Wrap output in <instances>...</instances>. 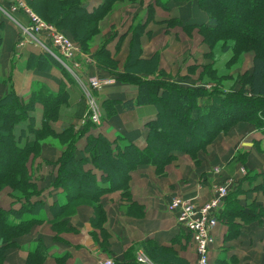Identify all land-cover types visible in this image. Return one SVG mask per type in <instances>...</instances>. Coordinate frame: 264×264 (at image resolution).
Masks as SVG:
<instances>
[{
	"label": "crops",
	"instance_id": "obj_1",
	"mask_svg": "<svg viewBox=\"0 0 264 264\" xmlns=\"http://www.w3.org/2000/svg\"><path fill=\"white\" fill-rule=\"evenodd\" d=\"M23 1L26 4L30 0ZM101 2L102 0H82V7L92 12ZM148 8L153 12L140 38V58L149 60L158 55V70L169 81L176 82L185 77L188 81L190 79L187 77L199 76L201 67H197L193 73L190 68L207 63L203 55L208 52V48L198 28L189 26L205 22L206 17L193 3L177 2L165 6L156 4V0L121 3L101 22V32L92 41L89 51H81L76 56L79 63L76 74L64 68L49 53L64 68L67 74L64 75L57 65L39 66L36 60L31 59V56H38L46 51L31 37L22 34V27L29 25L27 16L21 11L9 12L7 1L0 0V23H3L0 98L9 88L24 101L30 98L37 85L44 86L53 93L64 91L65 99L60 107L59 117L51 126L57 133L70 126L75 133H79L83 130L87 117L83 83H87L92 77L112 78V84L94 93L100 106V121L78 139L76 154L79 158L85 152L87 138L96 136L114 143L113 148L116 145L122 148L128 143L143 148L145 124L156 118L155 106L146 104L123 109L122 103L136 98L138 87L116 81L107 70L99 67L95 53L101 43L105 42L109 57L116 62L115 71L122 72L131 41L130 27L137 20L146 22ZM173 20L176 22L170 24ZM37 36L43 45L57 54L47 38ZM249 64L248 69L251 68L252 59ZM156 75L157 73L154 76ZM104 101L117 103L113 106V114L106 119ZM41 115L42 107L38 104L34 113L36 125L40 124ZM263 141L261 131L254 129L249 123L240 122L200 151L196 160L187 154H178L165 166L163 174H158L153 165L138 166L130 173L128 196H124L121 191H112L100 197L105 216L103 235L93 225V207L85 200L74 202L66 215L52 224L48 208L56 201H65V198L61 188L52 186L58 168L55 162L61 155L62 147L56 139L48 138L42 144L41 156L29 163L33 179L40 190L39 197H34L31 201L41 200L46 204L47 221L18 239V248L9 250L6 263L25 264L29 248L39 240L48 249L43 264H100L106 260L114 262L122 259L133 246L147 241L173 249L188 264H197L190 237L178 226L176 216L168 210L169 202L174 197H181L192 200L196 205H203L215 195L217 187L226 184L229 189L245 176L263 174ZM83 168L91 171L100 182L101 171L91 163ZM262 183V177L259 176L241 183L243 193L240 196V206L244 216L234 219L233 230L236 229L238 233L231 237H228L229 224L222 216V202L217 215L218 224L212 232L214 242L210 248V264H217L218 261L225 264H264V193L255 189ZM18 207L19 204L11 198L9 189L0 192V208L7 210ZM250 208L253 212L249 211ZM261 212L262 216H257ZM138 256L145 257L141 249L136 252V258Z\"/></svg>",
	"mask_w": 264,
	"mask_h": 264
},
{
	"label": "trees",
	"instance_id": "obj_2",
	"mask_svg": "<svg viewBox=\"0 0 264 264\" xmlns=\"http://www.w3.org/2000/svg\"><path fill=\"white\" fill-rule=\"evenodd\" d=\"M6 1L10 8L12 2ZM123 2L135 0H102L92 12L82 7V0H30L26 5L45 22L75 41L82 52H88L92 41L101 32V22ZM177 2L193 3L205 15V22L189 28H198L209 47L208 57L217 62L225 53H232L223 69L215 65L204 68L200 79L215 83L210 90L206 89L207 84L195 85L186 79L176 82L166 80L164 73L158 70V55L149 60L140 58V38L147 20L151 19V8H148L145 23L137 20L130 27L131 41L122 72L115 71L116 62L109 57L105 42L95 53L99 67L107 70L116 81L138 87L136 98L122 103L123 109L146 104L155 106L156 118L145 124L143 148L132 143L113 148L114 143L102 136L88 137L85 152L78 158L76 142L94 123L86 121L79 133H75L71 126L60 133L55 132L51 123L59 117L65 99L64 91L53 93L37 85L30 98L24 101L9 88L0 98V190L9 187L12 199L19 203L17 209L0 208V264H7V252L18 248L19 238L47 221L46 204L41 200L31 201L32 197L40 195V190L29 167L30 161L33 163L40 156L42 144L47 138L56 139L62 147L61 155L55 162L58 168L52 186L61 188L65 198V201H56L49 206L52 224L60 221L74 202L85 200L93 207V225L105 235L102 228L105 216L100 197L112 191H121L128 196L130 173L138 166L153 165L158 174H163L165 166L178 154H187L196 160L200 151L240 122L251 124L264 136V0H156V4L162 6ZM173 22L176 21H170V24ZM2 39L3 23H0V46ZM249 51L254 53L250 70L225 88L223 82L233 77L228 75L227 67L241 53ZM31 59L36 60L39 66L57 65L67 75L48 52L31 56ZM38 104L42 107L39 126L34 116ZM114 105H117L115 101H104L105 119L113 114ZM167 130L170 133H166ZM87 163L102 172L100 182L91 171L83 168ZM257 176L262 177L263 183L255 189L264 193V173L245 176L233 185L234 189H228L222 211L229 224L228 237L238 233L233 230L234 219L244 216L240 206L243 193L240 185L244 180ZM249 211L253 212L252 208ZM138 249L143 251L148 263L137 261ZM47 255L48 249L38 240L29 248L25 264H43ZM113 264L188 262L173 249L147 241L133 246ZM217 264L225 262L218 261Z\"/></svg>",
	"mask_w": 264,
	"mask_h": 264
},
{
	"label": "built area",
	"instance_id": "obj_3",
	"mask_svg": "<svg viewBox=\"0 0 264 264\" xmlns=\"http://www.w3.org/2000/svg\"><path fill=\"white\" fill-rule=\"evenodd\" d=\"M10 2H12V5L9 12L15 13L22 10L29 20L28 27H22V34L31 37L43 50L56 57L64 68L76 74L77 69H79L76 56L80 53L77 44L57 30L54 25L40 19L27 7L23 0H10ZM37 35L47 38L51 48L55 49L57 54H53V50L49 49L50 47L43 45L42 40ZM112 83V78L92 77L87 83L82 84L88 109V120L91 123L98 124L100 121V106L95 100L96 98L93 97V92ZM227 193V185L223 184L217 187L215 195L203 205H196L192 200L181 197L172 198L168 204V210L176 216L178 226L190 234L197 264H210L209 253L214 242L212 232L218 224L217 215ZM137 261L141 263L148 262L144 256H138ZM100 264H113V262L106 260Z\"/></svg>",
	"mask_w": 264,
	"mask_h": 264
},
{
	"label": "rangeland",
	"instance_id": "obj_4",
	"mask_svg": "<svg viewBox=\"0 0 264 264\" xmlns=\"http://www.w3.org/2000/svg\"><path fill=\"white\" fill-rule=\"evenodd\" d=\"M240 12V11H239ZM34 13V12H33ZM37 15V14H36ZM38 16V15H37ZM40 19H42L40 16H38ZM43 20V19H42ZM44 21V20H43ZM45 22V21H44ZM55 27V26H54ZM56 28V27H55ZM57 29V28H56ZM57 30H59V29H57ZM60 31V30H59ZM201 35V34H200ZM202 36V35H201ZM202 38H203V36H202ZM73 41V40H72ZM75 44H77L75 41H73ZM203 42H204V40H203ZM204 44L207 46V48H208V52L206 53V54H204L203 55V57H204V59L207 61V63L205 64V65H203V66H198V65H195V66H193L192 67V69L190 68V71L193 73V72H195L196 71V69H197V67H201V71H200V74H199V76H197L196 78H191V77H187V79H190V81H192L193 83H195V85H201V83L202 84H207V88L206 89H208V90H210V88H211V86H215V83H213V81H210V82H208V81H205V80H201L200 79V76H201V74L203 73V71H204V68L205 67H207V66H212L213 67V65H215V66H218L220 69L224 66V63L226 64L227 62H228V60H230L231 59V57H232V53L229 51V52H227V53H225L223 56H221V58H219L220 59V61L218 60L217 62H216V59L215 60H213V58H211V57H208V53H209V47H208V45L204 42ZM77 46H78V48H79V51L81 52V50H80V47H79V45L77 44ZM253 56H254V53L252 52V51H249V52H246V53H241V55L240 56H238V57H236V59L233 61L234 63L233 64H231L230 66H228L227 67V69L229 70V73H228V75L229 76H233L232 77V79H229V80H225L224 82H223V86L225 87V88H229L234 82H236V81H238L239 80V77L240 76H242V75H244L246 72H248L249 70H250V68L248 69V67L250 66V64H249V62H250V60L251 59H253ZM252 66V65H251ZM225 67V66H224ZM223 67V68H224ZM222 68V69H223ZM180 79H186V77L185 78H180ZM200 81V82H199ZM206 82H208V83H206ZM213 86V87H214ZM94 93L95 92H93V94L92 95H94ZM94 98H96L95 97V95L93 96ZM96 100V99H95ZM97 101V100H96ZM86 109H87V106H86ZM87 112H88V109H87ZM88 114V113H87ZM86 121H89L88 120V115H87V117H86V119H85ZM37 126H39L38 124H37ZM166 133H170L168 130L166 131ZM48 139V138H47ZM46 139V140H47ZM45 140V141H46ZM44 141V142H45ZM40 156H41V154H40ZM39 156V157H40ZM38 157V158H39ZM32 158H33V156H32ZM35 161V160H34ZM31 162V161H30ZM1 168V167H0ZM8 190L9 189V191H10V196H11V189L9 188V187H4L2 190H0V192H2V191H4V190ZM36 197H39V196H36ZM12 198V197H11ZM34 197H32L31 198V200L33 199ZM14 200V199H13ZM19 204V203H18ZM10 209V208H9ZM55 228V227H54ZM56 229H58V227L56 228ZM14 249V248H13ZM9 252V251H8ZM7 252V253H8ZM210 254V253H209ZM137 259V258H136Z\"/></svg>",
	"mask_w": 264,
	"mask_h": 264
}]
</instances>
